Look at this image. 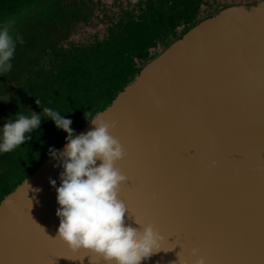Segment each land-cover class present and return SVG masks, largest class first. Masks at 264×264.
Here are the masks:
<instances>
[{"label": "water", "instance_id": "water-1", "mask_svg": "<svg viewBox=\"0 0 264 264\" xmlns=\"http://www.w3.org/2000/svg\"><path fill=\"white\" fill-rule=\"evenodd\" d=\"M94 118L116 122L128 215L162 236L141 264L199 255L208 264H264V0L198 21ZM93 127L87 121L75 134ZM58 164L48 154L1 201L0 264H104L56 238Z\"/></svg>", "mask_w": 264, "mask_h": 264}, {"label": "trees", "instance_id": "trees-1", "mask_svg": "<svg viewBox=\"0 0 264 264\" xmlns=\"http://www.w3.org/2000/svg\"><path fill=\"white\" fill-rule=\"evenodd\" d=\"M46 1L0 0V23ZM259 1L133 0L117 16L103 0H62L57 6V21H61L57 28L39 11L20 26L24 44H17L12 70L0 75V91L9 95L0 103V127L8 118L16 119L17 113H41L36 103L40 99L41 106L71 119L76 132L96 111L113 102L148 59L198 21L229 4L250 6ZM101 14L107 19L103 29L85 39L76 38L80 22L88 25ZM30 135L31 140L14 151L0 153V202L40 166L49 148H59L66 141L67 133L42 118Z\"/></svg>", "mask_w": 264, "mask_h": 264}, {"label": "clouds", "instance_id": "clouds-1", "mask_svg": "<svg viewBox=\"0 0 264 264\" xmlns=\"http://www.w3.org/2000/svg\"><path fill=\"white\" fill-rule=\"evenodd\" d=\"M15 23L11 19L0 24V74L12 70L17 44H24ZM36 103L42 108L41 113H17L16 119L8 118L0 127V153L12 152L31 140L30 134L40 127L42 118L53 121L57 129L67 133L62 151L49 148L50 157L59 161L54 167L63 169L59 187L50 179L59 205L56 238L73 252L84 250L99 255L104 264H141L160 251V233L154 225L132 219L128 215L129 205L121 196V187L129 181V175L117 166L126 152L111 134L116 122L94 118L89 120L94 127L77 135L71 119L51 107L41 106L40 99ZM212 163L215 166L216 162ZM126 220L134 222L126 223ZM198 254L199 249L193 248L192 255ZM179 264L189 261L180 259ZM192 264H208V261L199 255Z\"/></svg>", "mask_w": 264, "mask_h": 264}, {"label": "rangeland", "instance_id": "rangeland-1", "mask_svg": "<svg viewBox=\"0 0 264 264\" xmlns=\"http://www.w3.org/2000/svg\"><path fill=\"white\" fill-rule=\"evenodd\" d=\"M107 4V8L112 10V13H115L117 16L121 15L123 10H127L130 6V2L133 0H103ZM46 5H42L41 9H45ZM34 8L24 12L22 16H18L13 18L16 25L20 24L22 21L24 22L32 12H34ZM4 23V22H3ZM0 23V24H3ZM107 25V19L104 18V14H101L100 18H94L93 22L87 26H82L79 28L78 36L76 38L82 37V39L87 38L90 34H92L97 29H103Z\"/></svg>", "mask_w": 264, "mask_h": 264}, {"label": "flooded vegetation", "instance_id": "flooded-vegetation-1", "mask_svg": "<svg viewBox=\"0 0 264 264\" xmlns=\"http://www.w3.org/2000/svg\"><path fill=\"white\" fill-rule=\"evenodd\" d=\"M58 2H59V5H60V3L62 2V0H48V1H46L45 3H43V5L45 4L46 5V8L45 9H41L42 8V5H40V6H38V7H35L34 8V12H32L31 14H30V16L28 17V19H26L24 22L22 21L20 24H18V25H16V27H15V30L17 31V32H20V26L23 24V23H25V22H27V21H29L30 19H32L39 11L40 12H42V13H44V15H45V20L47 21V23H50L49 25H52V26H55V28H57V26L59 27L60 26V24H61V21H57V18H58V13H57V6H58ZM68 7V6H67ZM67 7H65V8H67ZM22 16V15H21ZM94 18H97V16H93ZM93 18V19H94ZM39 22H41V20H39ZM93 22V20L91 21V23ZM91 23H89L88 25L86 24V23H82V22H80L79 23V25H80V27H82V26H85V25H87V26H89ZM85 24V25H84ZM21 31H22V29H21ZM13 70L15 71V73H18V69H16V68H13ZM1 75V74H0ZM118 93V92H117ZM9 95L8 94H5V95H3L2 94V92L0 91V103H1V101L4 99V98H6V97H8ZM108 106V105H107ZM106 106V107H107ZM105 107V108H106ZM104 108V109H105ZM98 111H100V110H98ZM97 112V111H96ZM0 120H1V118H0ZM89 121V120H88ZM87 122V121H86ZM18 186V185H17ZM14 190V189H13ZM12 190V191H13ZM6 196V195H5ZM4 199V198H3ZM2 199V200H3ZM1 200V201H2ZM1 203V202H0Z\"/></svg>", "mask_w": 264, "mask_h": 264}, {"label": "snow or ice", "instance_id": "snow-or-ice-1", "mask_svg": "<svg viewBox=\"0 0 264 264\" xmlns=\"http://www.w3.org/2000/svg\"><path fill=\"white\" fill-rule=\"evenodd\" d=\"M180 259L181 260H186V259H184V257L183 256H180ZM193 262V261H192ZM192 262H191V264H192Z\"/></svg>", "mask_w": 264, "mask_h": 264}]
</instances>
